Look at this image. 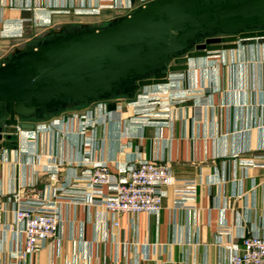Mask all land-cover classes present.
Returning a JSON list of instances; mask_svg holds the SVG:
<instances>
[{
    "label": "crops",
    "instance_id": "obj_1",
    "mask_svg": "<svg viewBox=\"0 0 264 264\" xmlns=\"http://www.w3.org/2000/svg\"><path fill=\"white\" fill-rule=\"evenodd\" d=\"M67 1L0 0V63L21 45L26 19L43 17L50 24L46 9ZM55 19L54 26L59 24ZM203 60L210 68L208 84H202L205 79L195 69ZM182 76L184 84L176 90L173 84L164 85L163 96L180 94L185 101L156 112L151 120L134 103L155 86L132 101L111 100L114 108L106 103L116 114L83 136L74 123L69 134L58 138L54 133L49 139L41 124L61 121L51 117L12 141H0V194L31 183L60 186L83 152L91 153L88 162H107L114 173L118 165L145 158L169 164L178 180L198 182L191 208H178L170 188L158 214H121L119 226L100 206L66 200L60 207L59 240L48 241L24 264H228L224 245L241 244L242 234L264 233V166L250 164L264 165V41L193 61ZM100 105H87L79 116L99 114ZM51 152L63 163L59 180L42 171L57 165L50 163ZM19 243L18 236L4 235L0 264H17L12 254Z\"/></svg>",
    "mask_w": 264,
    "mask_h": 264
},
{
    "label": "water",
    "instance_id": "obj_2",
    "mask_svg": "<svg viewBox=\"0 0 264 264\" xmlns=\"http://www.w3.org/2000/svg\"><path fill=\"white\" fill-rule=\"evenodd\" d=\"M0 63V141L74 105L132 101L193 61L264 41V0H150L107 26L48 28Z\"/></svg>",
    "mask_w": 264,
    "mask_h": 264
},
{
    "label": "built area",
    "instance_id": "obj_3",
    "mask_svg": "<svg viewBox=\"0 0 264 264\" xmlns=\"http://www.w3.org/2000/svg\"><path fill=\"white\" fill-rule=\"evenodd\" d=\"M114 5L125 10L124 14L134 10L133 5L125 3V0H115ZM163 86H155V90L143 95L141 102L134 103L139 111L145 113L147 119L151 120L158 111L167 112L173 105L186 99V96L180 94H175L171 99L164 97L166 90ZM172 88L176 90L180 88V84H173ZM202 98L201 95L199 99ZM115 114L116 111L108 110L106 103H102L99 114L89 111L85 117L76 115L73 118H62L58 130L45 124L40 128L52 139L54 133L58 138L60 133L69 134V129L72 130L76 123L80 125V134L83 136L88 129L95 128L104 118H111ZM32 154L38 156L36 153ZM90 157L91 153H81L82 161L72 166L73 168L70 167L72 172L60 186L47 185L40 188L31 183L7 194H0V242L8 232L18 236L20 243L12 254L17 264L26 263L48 241L59 240L63 221L60 207L66 200L75 204L102 207L106 215H110L114 226H119L118 216L121 214H158L170 188L174 190L178 208L189 209L196 200L198 182L174 178L169 164L141 158L126 165H118L114 173L107 162H88ZM50 163L57 165H47L42 171L59 180L63 163L57 162V157L53 154ZM250 164L264 166L253 161ZM8 215L12 219L9 220ZM224 229H221L219 236L225 232ZM241 239V244L233 242L223 246L227 263L264 264V233L242 234Z\"/></svg>",
    "mask_w": 264,
    "mask_h": 264
},
{
    "label": "rangeland",
    "instance_id": "obj_4",
    "mask_svg": "<svg viewBox=\"0 0 264 264\" xmlns=\"http://www.w3.org/2000/svg\"><path fill=\"white\" fill-rule=\"evenodd\" d=\"M148 1L150 0H125V3L128 2V4L130 3L131 5H133V8H136L139 4ZM114 2L115 0H68L67 2H63L62 4L52 6V8H47L46 11L51 14L50 24L49 23L45 24L46 22L44 23L43 17L41 18V20L26 19V21L22 25L19 36L20 40H18V42H20L21 45H33L38 41H40L43 37L42 34H44L45 31L48 30V28L52 27L50 25L54 26L52 17H56L55 23H59L55 26L68 25V27L73 28L79 26L81 23H88L93 27L94 26L105 27L108 25L111 19L123 15L125 12V10L115 7ZM28 8L31 9L32 7H28ZM45 8L46 7H41L40 9L45 10ZM195 66H194L195 69L196 68L198 69L197 70L198 75L201 76L203 79H205L202 84H208L206 82V78L208 80L210 75V68L208 61L203 60L197 63V65ZM193 70L192 72H194ZM178 74L173 75L172 80L168 84H184V76L180 77L181 74H184V72ZM86 106L87 105L85 104L76 105V106L72 105L67 108L66 114H62L61 112L56 113L54 114L55 116H53L54 118L52 117V119L59 118L58 120L60 119L62 120L63 116L67 114L69 118H73L76 115L78 116L80 114L85 113ZM83 117H85V114L83 115ZM44 124L47 127L52 126L55 127V130H58L59 121L56 122L54 120L53 123L49 122V123H43L41 125ZM77 125L78 128H80V125L79 124ZM11 138L10 140L12 141L13 139Z\"/></svg>",
    "mask_w": 264,
    "mask_h": 264
},
{
    "label": "trees",
    "instance_id": "obj_5",
    "mask_svg": "<svg viewBox=\"0 0 264 264\" xmlns=\"http://www.w3.org/2000/svg\"><path fill=\"white\" fill-rule=\"evenodd\" d=\"M107 104L109 105L110 108H114L115 107V104L112 103V101H108Z\"/></svg>",
    "mask_w": 264,
    "mask_h": 264
}]
</instances>
